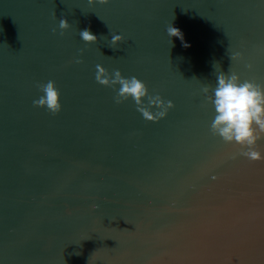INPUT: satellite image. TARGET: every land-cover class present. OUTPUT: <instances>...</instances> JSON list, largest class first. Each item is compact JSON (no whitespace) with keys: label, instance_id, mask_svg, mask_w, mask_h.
<instances>
[{"label":"water","instance_id":"95a60500","mask_svg":"<svg viewBox=\"0 0 264 264\" xmlns=\"http://www.w3.org/2000/svg\"><path fill=\"white\" fill-rule=\"evenodd\" d=\"M97 65L175 107L116 104ZM220 71L264 84V0H0V264H264V162L204 106ZM49 80L55 115L33 105Z\"/></svg>","mask_w":264,"mask_h":264},{"label":"clouds","instance_id":"9594fccd","mask_svg":"<svg viewBox=\"0 0 264 264\" xmlns=\"http://www.w3.org/2000/svg\"><path fill=\"white\" fill-rule=\"evenodd\" d=\"M97 2L108 4L110 0H89L90 4ZM70 27L67 18L59 20L61 34H63V30H68ZM166 31L169 37L183 39L181 31L172 24L166 28ZM53 32L55 33L56 29H53ZM79 35L84 42L89 44L96 43L98 40V37L90 29L80 31ZM123 42H125L123 35L112 34L109 46L116 49V46ZM81 55H83V50H81ZM238 58H243L242 52L230 55L231 61ZM75 62L83 63L84 61L77 59ZM216 65L219 63L214 64L215 68ZM246 67L252 70L254 65L248 63ZM96 68V81L116 91L115 103L122 104L131 98L134 100L137 110L148 121L165 118L169 111L175 107L172 101H165L159 94L151 95L146 83L136 76L125 77L119 70L109 73L102 65H97ZM216 80L214 88L211 85L202 88L206 97L204 106L211 105L214 110V117L210 125L212 135L222 138L225 143L238 145L240 156L251 161L264 162V152L258 147V142L264 139V84L250 79H242L236 71L228 73L220 71ZM36 87L42 95L33 101L34 107L47 108L54 115L62 111L61 92L55 81L37 83ZM145 98H147V103H145ZM153 108H157L159 111L154 113ZM94 207L98 208L99 205H94Z\"/></svg>","mask_w":264,"mask_h":264}]
</instances>
